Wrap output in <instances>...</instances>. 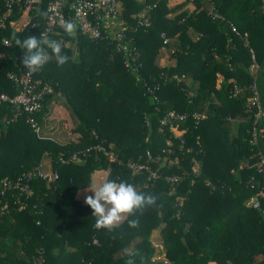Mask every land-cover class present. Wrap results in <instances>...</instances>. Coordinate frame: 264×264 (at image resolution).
Segmentation results:
<instances>
[{"label": "trees", "instance_id": "16d2710c", "mask_svg": "<svg viewBox=\"0 0 264 264\" xmlns=\"http://www.w3.org/2000/svg\"><path fill=\"white\" fill-rule=\"evenodd\" d=\"M48 1L43 0V8ZM192 2L193 12L169 16L167 0H159L150 27L133 34L141 74L153 94L126 71L120 56L111 58L107 44L70 38L64 31V42L76 41L77 59L61 45L68 62L60 67L54 58L35 72L34 78L53 90L42 108L54 93L64 95L91 145L103 146L112 157L91 152L62 165L58 157L68 158L73 149L39 139L24 120L7 122L13 110L0 107V180L29 171L45 152L58 174L55 181L33 180L31 194L20 197L21 203L9 194L0 196V264H128L129 259L134 264H264V213L246 205L258 196L264 209V166L258 156L264 157V117L255 124L254 110H248L255 83L264 112V0ZM211 6L222 18H212ZM143 9L126 0L122 17L134 25L132 15ZM3 10L0 2V14ZM229 22L247 36H237ZM161 33L169 44H163ZM38 34L9 24L0 28V39L9 41L7 48L0 41L7 56L0 61V94L18 93L7 73L27 70L21 63L25 50L13 36L22 41ZM160 51L173 63L159 66ZM188 79L196 88L186 84ZM168 112L188 118L161 125ZM195 113L205 117L195 119ZM253 126L257 144L250 142ZM147 152L159 174L151 182L147 173L126 167L146 160ZM195 160L201 163L198 175L190 170ZM95 171L156 195L157 205L126 216L111 232L97 230L91 208L76 199L79 190L91 186ZM175 175L181 176L179 182L166 181ZM133 218L139 220L136 228L127 223ZM157 229L167 262L154 260L151 237Z\"/></svg>", "mask_w": 264, "mask_h": 264}, {"label": "built area", "instance_id": "2783aa9c", "mask_svg": "<svg viewBox=\"0 0 264 264\" xmlns=\"http://www.w3.org/2000/svg\"><path fill=\"white\" fill-rule=\"evenodd\" d=\"M126 0H49L46 7L43 8V0H0L3 5V12L0 14V28L5 29L7 24L15 25L19 30H29L36 34L52 39V36H65L62 31V24L66 20L73 21L77 26L75 39L86 38L90 42L105 43L109 47L111 58L115 55L120 56L126 71L135 78L136 82H142L143 88H146L151 94L154 90L148 88L141 74L142 63L141 53L138 50L133 34L138 30H146L151 25V12L157 8L159 0H129L134 3H141L144 9L137 14L132 15L135 20L134 25L129 26L127 21L122 17L124 12V3ZM210 2V0H204ZM190 3L193 4L192 0ZM17 14V15H16ZM209 14L213 19L220 17L215 13L213 6L209 10ZM16 15V16H15ZM15 17V19H14ZM231 31L237 36L245 38L247 35L240 34L235 26L229 22ZM40 27V28H39ZM38 33H37V32ZM163 44H169L170 40L161 33ZM62 37L60 39H62ZM73 38V37H70ZM64 39V38H63ZM2 47H9V41L2 37L0 39ZM7 58L6 53L0 51V61ZM10 59V58H9ZM54 57L51 59L53 60ZM50 60V61H51ZM254 60V54H252ZM22 63V62H21ZM254 66V65H253ZM35 72L29 70H19L17 73L8 72L7 77L19 89L18 93L10 95L0 94V107L9 106L13 113L6 121L24 120V122L33 130L39 139H45L40 136V128L36 118V114L42 109L44 97L53 93L50 86L42 85L41 80L34 78ZM176 78V76H174ZM252 96L249 98L248 110H254L255 124L259 119L264 117L261 107L259 93L255 83L251 86ZM240 89L235 87V93H239ZM195 119H203L205 115L193 114ZM188 115L168 112L161 120V125L174 124V122H184ZM173 127V126H172ZM174 132V128H172ZM183 143V140H181ZM251 144H257L258 131L253 126L250 131ZM91 152L104 153L112 157V153L104 149L103 146L90 145L84 149L73 151L68 158L59 156L60 164L65 165L70 162H76L81 157H85ZM164 152V151H163ZM170 152V151H169ZM259 165L264 166V157L261 152L258 153ZM50 154L45 152L40 162L32 167L29 171L23 173L15 179L3 178L0 180V196L5 197L9 194L17 203L24 197L27 199L31 194V184L33 180H57L58 174L55 171L45 172L44 160L49 159ZM146 160L129 162L126 167L132 171L147 173V182L155 181L159 178V174L151 168V154L146 153ZM190 170L193 175H198L201 171V163L195 160ZM181 180V176H169L167 182L175 184ZM207 185H210L207 183ZM21 197V198H20ZM21 203V202H20ZM246 205L252 209L260 210L261 203L258 196H254L248 200ZM7 204L4 205V208ZM93 243H97L94 239Z\"/></svg>", "mask_w": 264, "mask_h": 264}, {"label": "clouds", "instance_id": "9594fccd", "mask_svg": "<svg viewBox=\"0 0 264 264\" xmlns=\"http://www.w3.org/2000/svg\"><path fill=\"white\" fill-rule=\"evenodd\" d=\"M62 27L69 37L76 36L77 26L73 21H64ZM13 39L17 46L25 50L21 62L29 71H41L53 57L60 67L69 60V57L62 53L61 44L56 40L42 35L28 36L22 41L14 35ZM88 190L93 194L85 195L84 203L92 210L95 218L94 227L109 232L113 231L125 216L136 217L137 213H142L146 208L156 206L158 200L152 193L138 192L134 185L115 180H106ZM127 223L130 228H136L139 220L133 218ZM128 264H134V260L129 259Z\"/></svg>", "mask_w": 264, "mask_h": 264}, {"label": "crops", "instance_id": "0c3cea01", "mask_svg": "<svg viewBox=\"0 0 264 264\" xmlns=\"http://www.w3.org/2000/svg\"><path fill=\"white\" fill-rule=\"evenodd\" d=\"M181 3L182 2L175 4V6ZM167 5L170 9L171 7L174 6L172 0H167ZM185 7L189 9L185 10L186 9ZM194 9H195L194 5H192L189 2V4L178 6L176 10L171 9L169 16H174L182 11L191 13L194 11ZM194 39L196 40L197 37H195ZM62 45L64 46L65 49H70L73 52V58L77 59L78 46L76 45V41L64 42V44ZM161 51L156 59L157 64L159 66H167L173 63L172 61L168 62V60H165L163 56H161L162 53ZM186 84L189 87H193V88H196L197 85L195 82H192L190 79L186 81ZM37 120L40 128L39 130L40 136L45 139L51 140L52 142L58 144L59 146L62 147L69 146L71 149H73V151H78L91 145L90 137L85 132L83 126L75 119L74 115L72 114L66 103V99L64 95H62L61 93H54L51 96V98L46 99L45 104ZM44 170L45 172L52 171V165L48 159L44 160ZM97 176H101L103 182L106 181V173L104 171H95L91 175V186L89 188L79 190L76 194V199L81 204L86 205L84 203L85 195L93 194L88 189L93 187V182H94L93 180ZM125 217L122 219V221L125 219Z\"/></svg>", "mask_w": 264, "mask_h": 264}, {"label": "rangeland", "instance_id": "374dc122", "mask_svg": "<svg viewBox=\"0 0 264 264\" xmlns=\"http://www.w3.org/2000/svg\"><path fill=\"white\" fill-rule=\"evenodd\" d=\"M183 1L184 0H172V3H173L174 6L172 5L173 7H171V9L172 10H176L178 8V6H180L182 3L179 4V5H176V6H175V4H178V3L183 2ZM186 4H189V3H186ZM185 8H186L185 10L189 9L187 7H185ZM171 9L169 8L170 11H171ZM18 25L19 24H15L16 30H19V28L17 27ZM58 37H59V35H58ZM61 37L62 36H60L59 38H57L56 41L59 42L62 45V43H64V39H63V37H62V39H60ZM77 54H79V51H77ZM161 56H163V58L165 60H170V55L167 52L166 53L165 52L161 53ZM236 127H237V124L236 123H233L232 134H235ZM166 144H168V143H166ZM162 160H163V162L167 161L166 159H162ZM93 181H94L93 182V186H97V185L103 183V180H102V177L101 176H97L96 178H94ZM247 202H248V200H247ZM151 243L153 244L154 248L156 249V253L154 255V260H156V261L157 260H162V261L167 262V260L165 258L164 248H163V238H162V234H161L160 230L157 229V230H155L153 232L152 237H151ZM133 246L134 245L130 246L128 249H126V251L131 250ZM53 252L56 253V250H54Z\"/></svg>", "mask_w": 264, "mask_h": 264}]
</instances>
